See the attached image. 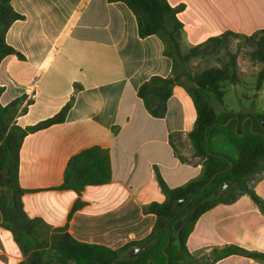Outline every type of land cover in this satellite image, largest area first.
Returning <instances> with one entry per match:
<instances>
[{
  "label": "crops",
  "instance_id": "1",
  "mask_svg": "<svg viewBox=\"0 0 264 264\" xmlns=\"http://www.w3.org/2000/svg\"><path fill=\"white\" fill-rule=\"evenodd\" d=\"M166 1L183 6L177 17L187 47L225 32L264 30V0ZM11 7L22 18L5 34L17 54L0 61V106L16 102L15 122L25 128L70 105L61 123L23 139L18 170L23 212L42 221L49 234L60 229L79 243L113 251L143 240L156 221L144 208L165 201L155 169L170 189L202 173L188 138L196 110L185 89L173 88L161 119L153 118L137 96L151 77L171 74L162 41L155 35L140 38L135 16L122 2L11 0ZM234 87L228 89L238 90ZM247 108L253 112L246 113V120L261 114L249 106L232 112ZM94 146L108 153L110 180L79 193L61 188L69 159ZM249 198L219 205L199 218L186 242L194 259L210 258L213 249L230 245L264 252V212ZM136 248L134 254L140 251ZM24 259L4 225L0 189V264ZM213 264L264 263L230 256Z\"/></svg>",
  "mask_w": 264,
  "mask_h": 264
},
{
  "label": "trees",
  "instance_id": "2",
  "mask_svg": "<svg viewBox=\"0 0 264 264\" xmlns=\"http://www.w3.org/2000/svg\"><path fill=\"white\" fill-rule=\"evenodd\" d=\"M109 2H122L131 10L140 38L155 35L162 41L163 54L172 64L171 74L166 78L151 77L138 88L137 96L153 118L161 119L167 113V101L173 88L178 85L185 89L196 110L195 124L188 138L192 146V157L202 161V173L197 179L170 189L155 169L157 183L165 201L161 204L152 203L144 208L145 213L156 217L154 227L143 240L127 244L119 250L79 243L60 229L49 234L48 227L42 221L27 218L22 210L20 197L24 191L18 185L19 150L28 134L61 123L70 105L63 107L56 115L25 128L19 127L15 122L16 102L6 107L0 106L1 213L4 225L12 232L25 256L19 264H67L70 260L74 264H151L150 261L153 264H166V257L168 264H213L230 256L256 260L264 258V252L230 245L219 251L213 249L210 258L197 260L189 254L186 247L188 236L203 214L219 205L235 203L241 194L249 195L264 212V184L257 192L249 187L257 169L264 168V136L255 134L262 133L255 122L256 117H250L253 119L251 128L249 120L242 124L246 113L229 111L223 100L226 90L240 81L237 62V48L240 47H244L249 62L262 66L257 75L256 90L261 88L264 82V30L251 35L225 32L196 46L187 47L183 42V25L177 17L183 9L182 5L172 7L166 0ZM21 18L11 7V0H0V61L8 55L17 54L6 44L5 34L10 25ZM235 41H240L241 44L232 51ZM214 56L217 57V64L195 73L192 71L191 63L196 59L210 60ZM1 92L0 87V94ZM253 107L252 104L251 108ZM213 139L233 146L234 152H230L225 146H220L217 148L220 150L216 151L211 144ZM169 141L172 146V135H169ZM207 141L210 142L208 150ZM173 150L179 160L186 162L177 154L174 146ZM215 174L217 176L214 181L206 186ZM109 180L108 153L94 146L69 159L61 188L79 193L85 186L105 184ZM225 183L229 187L220 189ZM184 197L186 201L182 206L174 209V205ZM187 214V219L173 233L175 222ZM167 233L170 242L166 246ZM136 247L141 250L134 254Z\"/></svg>",
  "mask_w": 264,
  "mask_h": 264
},
{
  "label": "rangeland",
  "instance_id": "3",
  "mask_svg": "<svg viewBox=\"0 0 264 264\" xmlns=\"http://www.w3.org/2000/svg\"><path fill=\"white\" fill-rule=\"evenodd\" d=\"M240 44H241L240 41L239 42L235 41L231 48L232 51H235L237 46ZM237 52H238L237 62H238V68L240 71V81L237 85H235V87H238V90L227 89L224 95V99H223L224 104L226 105L229 111H236L238 109H241V107L243 106L251 107V105L253 104L255 111L261 113L259 117H256V118L263 119L261 116L264 114V83H262L263 86L260 89V91L258 90L259 92L256 90L257 75L260 72L262 66L257 63L249 62V59L246 56L244 47L237 48ZM216 59H217L216 56L212 57L210 60L196 59L193 63H191L192 71L195 73L197 71L203 70L204 68L208 66L217 64ZM243 111L244 113H248V111L253 112V109L247 108L246 110H243ZM212 144L213 146L217 148H220V146L226 145V144H221V143L217 144L216 142ZM227 146H230V145H227ZM228 149L230 152H234V148L230 149L229 147ZM262 182H264V168L257 169L256 173L252 176L251 181L249 182V187L252 191L257 192L256 189L258 188L259 184L261 185ZM228 187H229V184H227V187L223 189H226ZM236 194L238 195L239 192L237 191ZM239 198H249V195L241 194V196L237 197V199ZM254 206L257 209L259 208L258 205L255 203H254ZM195 256H198V255H195ZM257 260L264 263V258H260Z\"/></svg>",
  "mask_w": 264,
  "mask_h": 264
},
{
  "label": "water",
  "instance_id": "4",
  "mask_svg": "<svg viewBox=\"0 0 264 264\" xmlns=\"http://www.w3.org/2000/svg\"><path fill=\"white\" fill-rule=\"evenodd\" d=\"M236 120L238 121V118H236ZM245 120L246 119H244V120H242V124L245 122ZM248 120L250 121V128L252 127V125H253V119L252 118H248ZM230 121V120H229ZM228 121V122H229ZM260 122V124H264V119H262V120H260L259 121ZM235 130H236V128H235ZM255 134H259V135H262V136H264V134L263 133H258V132H255ZM209 146H210V142H208L207 141V150H208V148H209ZM223 146H225V148L226 149H228L229 147H230V149L231 148H233V146H227V144L226 145H223ZM216 151H219L220 149H215ZM229 150V149H228ZM218 174V173H217ZM217 174H215L213 177H212V179L210 180V182L206 185V186H208V185H210L213 181H214V179L216 178V176H217ZM225 187H227V183H225L224 185H223V187H221L220 189H223V188H225ZM205 189V187L201 190V192L203 191ZM186 201V197H184V198H181L175 205H174V209H178L179 207H181L182 206V204L184 203ZM191 201V200H190ZM188 215L189 214H187L183 219H181V220H178L177 222H175V224H174V226H173V233H176L177 232V230L181 227V225L183 224V222L187 219V217H188ZM167 237H168V241H167V243H166V246L169 244V242H170V238H169V234L167 233ZM135 250H137V251H139V250H141V248L140 247H137ZM163 252H165V248L163 249ZM149 263H151V264H153V262H149ZM67 264H74V261L73 260H70ZM166 264H168V258L166 257Z\"/></svg>",
  "mask_w": 264,
  "mask_h": 264
},
{
  "label": "flooded vegetation",
  "instance_id": "5",
  "mask_svg": "<svg viewBox=\"0 0 264 264\" xmlns=\"http://www.w3.org/2000/svg\"><path fill=\"white\" fill-rule=\"evenodd\" d=\"M248 117H259V116H248ZM261 117L264 119V114ZM260 120H262V119L256 118L255 122L257 123V125L261 129V132L264 133V124L263 125L260 124V122H259Z\"/></svg>",
  "mask_w": 264,
  "mask_h": 264
}]
</instances>
